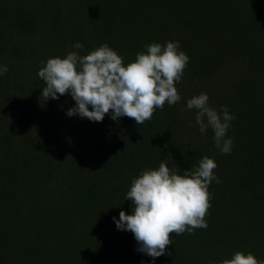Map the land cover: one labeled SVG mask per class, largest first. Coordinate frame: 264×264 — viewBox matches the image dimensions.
I'll return each instance as SVG.
<instances>
[{
	"label": "trees",
	"instance_id": "1",
	"mask_svg": "<svg viewBox=\"0 0 264 264\" xmlns=\"http://www.w3.org/2000/svg\"><path fill=\"white\" fill-rule=\"evenodd\" d=\"M168 41L189 57L181 100L142 125L111 112L70 117V94L41 96L48 58L106 43L126 65ZM0 65V264H219L237 251L264 260V0H0ZM201 93L234 116L229 154L186 110ZM205 155L219 178L207 228L170 234L155 260L137 251L113 220L132 212V179L162 160L183 174Z\"/></svg>",
	"mask_w": 264,
	"mask_h": 264
},
{
	"label": "clouds",
	"instance_id": "2",
	"mask_svg": "<svg viewBox=\"0 0 264 264\" xmlns=\"http://www.w3.org/2000/svg\"><path fill=\"white\" fill-rule=\"evenodd\" d=\"M83 47L80 42L73 45L74 49ZM145 47L146 51L138 52L136 59L126 65L124 58L106 43L85 55L71 51L63 58H48L38 71L45 85L41 96L46 101L70 94L75 101L67 111L70 117L79 115L101 122L111 112L113 120L126 116L142 125L165 103L175 105L181 100L176 82L189 61L179 41L153 42ZM7 71V65H0V76ZM193 109L201 134L211 128L214 146L221 154H229L233 140L226 134L234 116L227 106L218 112L209 105L208 94L201 93L188 99L186 110ZM216 167V161L205 155L183 174L172 171L166 160L158 168L141 170L125 197L132 202L131 214L122 210L119 219L113 217L117 228L131 232L139 245L137 251L153 260L172 243L170 234L207 228L205 217L211 207L208 188L213 180L219 182L214 174ZM219 264H264V260L252 252L237 251Z\"/></svg>",
	"mask_w": 264,
	"mask_h": 264
}]
</instances>
